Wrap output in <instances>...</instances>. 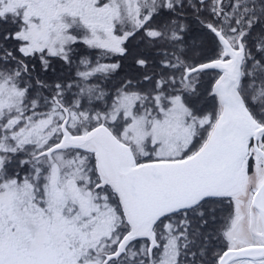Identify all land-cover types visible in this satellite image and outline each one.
<instances>
[{
  "label": "snow or ice",
  "instance_id": "obj_1",
  "mask_svg": "<svg viewBox=\"0 0 264 264\" xmlns=\"http://www.w3.org/2000/svg\"><path fill=\"white\" fill-rule=\"evenodd\" d=\"M0 264H264V0H0Z\"/></svg>",
  "mask_w": 264,
  "mask_h": 264
}]
</instances>
